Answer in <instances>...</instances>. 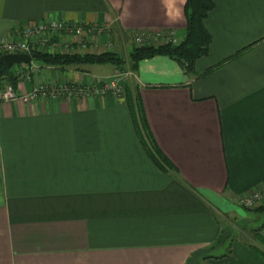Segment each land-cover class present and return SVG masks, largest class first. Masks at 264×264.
Wrapping results in <instances>:
<instances>
[{
    "label": "crops",
    "instance_id": "obj_1",
    "mask_svg": "<svg viewBox=\"0 0 264 264\" xmlns=\"http://www.w3.org/2000/svg\"><path fill=\"white\" fill-rule=\"evenodd\" d=\"M185 3L0 0V36L54 20L105 26L101 40L118 50L140 34L179 43ZM205 26L212 41L194 74L156 55L130 84L176 170L153 162L113 95L0 102V264H264V210L240 204L264 187V0H214ZM108 64L42 66L16 89L92 83L117 71L102 73ZM233 220L251 227L219 244Z\"/></svg>",
    "mask_w": 264,
    "mask_h": 264
},
{
    "label": "built area",
    "instance_id": "obj_2",
    "mask_svg": "<svg viewBox=\"0 0 264 264\" xmlns=\"http://www.w3.org/2000/svg\"><path fill=\"white\" fill-rule=\"evenodd\" d=\"M106 33L107 28L102 25H83L54 20L30 22L15 28L6 36H0V56L9 53H27L32 56L31 62L14 65L12 71L17 77L18 83H20L31 80L33 75L39 73L42 69V66L34 59L33 53L35 51L56 52L64 44L62 39L66 37L73 38L74 36L84 39V45L89 43L98 44ZM135 40L144 44L145 38L143 34H140L135 37ZM104 45L107 50L111 49V40L109 39ZM117 72L112 75L113 77L100 78L92 83H81L68 78L54 80L53 82L40 81L30 92L22 94L11 82L5 80L0 86V102L13 101L18 98L30 101L40 97L74 98L108 94L120 96L123 94V76L122 73ZM240 204L250 210L264 204V187L247 194L241 199Z\"/></svg>",
    "mask_w": 264,
    "mask_h": 264
},
{
    "label": "trees",
    "instance_id": "obj_3",
    "mask_svg": "<svg viewBox=\"0 0 264 264\" xmlns=\"http://www.w3.org/2000/svg\"><path fill=\"white\" fill-rule=\"evenodd\" d=\"M214 7V0H186L185 3V16L187 20V35L179 43H173L168 41L160 44H146L143 46H136L131 52V59L134 63L135 70L138 62L141 59L154 57L156 55H168L169 57L177 60L189 73H195V61L206 55L209 51V46L212 41V35L207 30L205 26V19L207 18L209 12ZM35 61H37L41 66H60L66 67L68 65H81V64H104L111 63L116 67L121 65L125 60L116 53L111 51H104L98 54H70V53H55V52H41L35 51L33 53ZM7 76L0 77V86L5 80L11 82L15 87L18 85L17 77L12 71ZM130 89L127 105L131 110V114L135 123L137 134L143 144V147L153 162L163 171H168L169 169H175L171 161L164 154L158 144L154 141L147 119L144 115V109L140 103L138 94L134 95ZM131 92V93H130ZM136 96V97H135ZM138 100V101H137ZM138 103V105L136 104ZM137 107L141 112V116H138ZM141 118V119H140ZM142 127L148 132L151 144H153L154 149L152 150L148 145L147 140L142 132ZM176 170V169H175ZM254 210L262 211L264 207L262 205L258 206ZM264 227V221H262L261 229ZM261 242L264 244V237L256 231ZM225 235L219 240V244L225 239ZM259 250V249H258ZM232 253L231 245L227 253L223 256H229ZM208 258L217 256H207Z\"/></svg>",
    "mask_w": 264,
    "mask_h": 264
},
{
    "label": "rangeland",
    "instance_id": "obj_4",
    "mask_svg": "<svg viewBox=\"0 0 264 264\" xmlns=\"http://www.w3.org/2000/svg\"><path fill=\"white\" fill-rule=\"evenodd\" d=\"M74 40H77L76 42L73 41V38H67L66 41H64V44L60 46V48L55 52V53H61V52H64V53H72V54H80V55H86V54H90V46H91V43L89 44H86L84 45L85 41L84 39L82 38H76ZM126 41V37H124V40L122 43H125ZM105 42H107V40H105ZM104 41L101 40V43L102 44H105ZM132 42L134 43V47L133 49L137 46H143V45H146V44H142L141 42H138L136 41L135 39L132 40ZM157 44V43H155ZM124 48L121 47V50L117 47H114V44L112 42V46H111V49L109 50H105V51H111V52H116L118 53L123 60H125L121 65H119L117 67V73H122V76H123V81H122V86H123V94L122 95H113V94H108V95H113L117 98H119L120 100H122L123 102H125L127 104V98H128V94H129V91L131 89V86L130 84H132L133 88H134V80H135V66H134V63L131 59V50H122ZM92 54V53H91ZM95 54V53H93ZM14 68V66H13ZM98 68H101L102 70V73H107L110 69H112V64H108V65H104V66H101V67H98ZM114 75V74H113ZM113 77V76H112ZM7 81V80H6ZM41 82H46L45 79H40ZM39 81V82H40ZM132 91V90H131ZM131 93V92H130ZM132 93L135 95L136 92L135 91H132ZM106 96V95H104ZM136 97V96H135ZM138 101V100H137ZM138 105V103H136ZM137 113H138V116L140 117L141 116V112L139 111L138 107H137ZM141 119V118H140ZM142 132H143V135L145 136V139L147 140L148 142V145L150 146V148L152 150H155L154 149V146L153 144H151V139H150V136L148 134V132L145 130L144 127H142ZM229 227L228 231H225V236L227 237V234L228 232H231V233H234L235 231L239 233V226L241 228H245L246 230H249V227H251V225L249 223H246V224H241V223H238L236 222L235 220H233V222H230L229 225H227ZM227 227V228H228ZM259 229H257V231H259V233L261 232V226L259 225L258 226ZM231 236H229L230 238Z\"/></svg>",
    "mask_w": 264,
    "mask_h": 264
},
{
    "label": "water",
    "instance_id": "obj_5",
    "mask_svg": "<svg viewBox=\"0 0 264 264\" xmlns=\"http://www.w3.org/2000/svg\"><path fill=\"white\" fill-rule=\"evenodd\" d=\"M32 56L27 53H9L0 56V77L7 76L14 65L31 62Z\"/></svg>",
    "mask_w": 264,
    "mask_h": 264
}]
</instances>
